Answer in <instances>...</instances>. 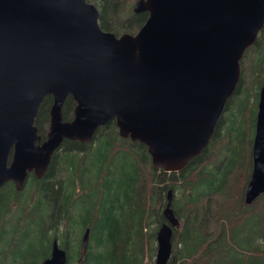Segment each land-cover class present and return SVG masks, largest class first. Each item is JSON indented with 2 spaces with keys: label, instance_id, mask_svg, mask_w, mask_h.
<instances>
[{
  "label": "water",
  "instance_id": "obj_1",
  "mask_svg": "<svg viewBox=\"0 0 264 264\" xmlns=\"http://www.w3.org/2000/svg\"><path fill=\"white\" fill-rule=\"evenodd\" d=\"M135 33L104 30L87 0H0V187L41 177L64 140L90 141L114 120L146 146L152 165L179 171L208 145L240 78V61L264 26V0H136ZM50 96L47 133L35 119ZM76 103L71 119L62 105ZM264 192V80L244 201ZM155 264H168L179 225L168 190ZM89 229L84 232L86 240ZM56 239L40 264H66Z\"/></svg>",
  "mask_w": 264,
  "mask_h": 264
},
{
  "label": "trees",
  "instance_id": "obj_2",
  "mask_svg": "<svg viewBox=\"0 0 264 264\" xmlns=\"http://www.w3.org/2000/svg\"><path fill=\"white\" fill-rule=\"evenodd\" d=\"M87 1L98 7L100 26L115 34L134 33L147 17L146 12L133 13L134 0ZM261 36L264 38V26L243 55L246 58L252 52L250 86H241L240 69L235 92L208 145L180 171L154 167L146 146L121 137L111 120L90 141L64 140L44 174L37 177L28 172L20 190L13 181L5 182L0 187V264H33L34 257L35 264H40L50 256L54 239L66 250V264H151L170 188L172 208L183 227L179 247L175 251L172 244L168 263L176 259L179 264H264V192L251 204L245 203L244 184L252 171V152L251 156L247 153L248 146L238 152L235 143L245 125L252 150V129L264 80ZM51 102L50 96L44 98L35 119L42 138ZM73 103L71 97L64 102L66 120L70 114L72 117ZM219 130L225 131L230 146L223 162L216 164L215 153L204 154ZM214 192L224 198L215 201L218 211L212 218L216 226L212 233L204 225V219L211 218L205 216L208 207L203 197ZM177 231L174 227L172 240ZM26 246L30 255L24 257L20 248Z\"/></svg>",
  "mask_w": 264,
  "mask_h": 264
},
{
  "label": "rangeland",
  "instance_id": "obj_3",
  "mask_svg": "<svg viewBox=\"0 0 264 264\" xmlns=\"http://www.w3.org/2000/svg\"><path fill=\"white\" fill-rule=\"evenodd\" d=\"M127 5H131V4L128 3ZM131 7H132V5H131ZM112 21L115 24H118L116 21H114V20H112ZM136 30H137V28L134 29V33H135ZM122 32L123 31H120L119 33H122ZM262 41L264 42L263 36L260 37V42H262ZM251 56H252V52H250L246 58L243 57L242 61H241L242 76H241V82L240 83H241L242 87H247L248 88L250 86L251 81H252V77L254 76V74L252 73V68H251V64H250ZM63 105H64V103H63ZM63 105H62V109H63ZM75 105H76V103L74 102L73 103V107H72L73 110H74ZM45 108H46V106H45ZM71 118L72 117H71V114H70V117L68 119H71ZM46 129L47 128H44V133L46 132ZM253 135H254V128L252 129V139H253ZM248 136H249L248 131L246 130L245 125H243V134H241L239 136V138L236 140L235 143L237 145L238 152L240 150H243V147H244V150H245V148L248 146L249 150H247V153H249L250 156H251L250 152H252V150H251L250 146L247 143ZM224 138H226V139H224ZM128 143H130V142L128 141ZM229 146H230V144L228 142V138L225 135V131L224 130H221V131L219 130L217 136L213 139L212 143L210 144V146H209L207 152L204 154V156L208 157L211 153H215V157H217V159H218L216 164L222 163L223 159H224V157L226 155V151L228 150ZM249 175H250V171H249ZM247 182L248 181H246V183L244 184V187L247 184ZM223 198H224V196L221 195V193H219V192H214V193H211V194H207V195H205L203 197V199L206 201L207 207H208L207 208L208 211L206 212L208 214L205 215V216H207L208 218H211L209 220L208 219H206V220L204 219V225L207 228L208 232H212L213 233L214 230L216 229V226H215V224L213 222L214 219H212L213 216L215 214H217V211H218L217 210V202H215V201L216 200L219 201L220 199H223ZM182 227L183 226L181 225L180 228L177 231V236H175V239L172 240V244L174 246V250L175 251L177 249L176 247H179V244H177V240H179V237H180V234H181V231H182ZM83 230L84 229H82L80 234H79L80 237H81V234L83 233ZM219 233H221V231ZM85 241L86 240H84V242ZM58 243H59V239H58ZM70 244H71V242L67 243L68 249H70ZM154 247H156V242L155 241H154ZM20 250L23 251L24 257H27L28 255H30L28 253L27 246L24 247V248H20ZM80 251H78L77 258H79V252ZM155 253H156V250L153 253L151 264H155V262H154ZM37 261L38 260L34 257L33 264H35ZM168 264H179V261H177L176 259H173V261L168 263Z\"/></svg>",
  "mask_w": 264,
  "mask_h": 264
},
{
  "label": "flooded vegetation",
  "instance_id": "obj_4",
  "mask_svg": "<svg viewBox=\"0 0 264 264\" xmlns=\"http://www.w3.org/2000/svg\"><path fill=\"white\" fill-rule=\"evenodd\" d=\"M74 102V101H73ZM72 115H73V111H72ZM48 121H49V118H48ZM74 141V140H73ZM31 172V171H30ZM168 193V192H167ZM167 193H166V195H167ZM167 197V196H166ZM173 197H174V193H173V190H172V203H173ZM173 209V208H172ZM173 212H174V210H173ZM174 215L176 216V218L178 219V221H179V226L178 227H176V229L178 228L179 229V227H180V225H181V223H180V220H179V218L177 217V215L174 213Z\"/></svg>",
  "mask_w": 264,
  "mask_h": 264
}]
</instances>
